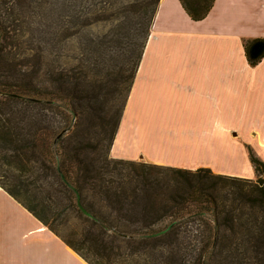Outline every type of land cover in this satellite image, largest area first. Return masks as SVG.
Here are the masks:
<instances>
[{"label":"trees","instance_id":"obj_1","mask_svg":"<svg viewBox=\"0 0 264 264\" xmlns=\"http://www.w3.org/2000/svg\"><path fill=\"white\" fill-rule=\"evenodd\" d=\"M179 1L194 22L215 4ZM160 2L0 0V187L88 264H264L252 150L255 179L111 156ZM115 17L112 35H87ZM244 49L258 66L264 38Z\"/></svg>","mask_w":264,"mask_h":264},{"label":"crops","instance_id":"obj_2","mask_svg":"<svg viewBox=\"0 0 264 264\" xmlns=\"http://www.w3.org/2000/svg\"><path fill=\"white\" fill-rule=\"evenodd\" d=\"M253 38H264V0H215L200 22L179 0H161L111 156L255 179L249 150L264 162V58L249 65L244 40ZM217 155L244 172L207 162ZM0 264L87 263L0 187Z\"/></svg>","mask_w":264,"mask_h":264},{"label":"rangeland","instance_id":"obj_3","mask_svg":"<svg viewBox=\"0 0 264 264\" xmlns=\"http://www.w3.org/2000/svg\"><path fill=\"white\" fill-rule=\"evenodd\" d=\"M116 18V17H115ZM119 21V19H113L112 21H108V22H102L101 24H97V25H94L93 27H90L89 29L86 30V33L89 37L91 38H103L107 35H112V29H114V26L115 24ZM79 53H80V46H79V40L78 39H73L71 40L70 42L67 43L66 47H65V54L66 55H69V56H73L75 55L76 57H79ZM122 60V57L120 54H117L115 56V63H119L120 61ZM63 63L65 65H68V66H73L76 64L75 61H72V60H68V59H65L63 60ZM112 65V64H111ZM258 127L261 128V131L264 132V125H257ZM244 129L247 131V129L250 127V125H243ZM255 142V141H254ZM253 145H256L257 146V143L255 142ZM233 151H234V147H233ZM117 153L119 154H126V152H131V151H125L123 152L121 149H120V146L118 145L117 147ZM234 153H237V152H234ZM264 153V152H263ZM217 156H220V155H217ZM215 157V159L213 158L211 161H207L209 164H211L213 162V166L215 168H217L218 170H224V171H236L238 170L237 172L241 171L242 167L239 168L240 166H237V162H226L225 163V159H224V156H220L219 157ZM213 157V156H212ZM209 159V157H208ZM219 159V160H218ZM218 160V161H217ZM207 163V164H208ZM230 163H233L235 164V166H231L229 165ZM212 167V166H211ZM209 167V168H211ZM244 172V171H241V173ZM242 178H247V177H242ZM75 222L76 221H71L69 223V225L67 226H62L60 229H61V234L65 235L66 237H69L68 234L73 230V228L75 227ZM62 241V240H61ZM71 249V248H70ZM72 250V249H71ZM73 251V250H72ZM75 254H77L75 251H73ZM78 255V254H77ZM79 256V255H78ZM80 257V256H79ZM82 258V257H81ZM83 259V258H82ZM84 260V259H83ZM85 261V260H84ZM86 262V261H85ZM87 263V262H86ZM88 264V263H87Z\"/></svg>","mask_w":264,"mask_h":264}]
</instances>
